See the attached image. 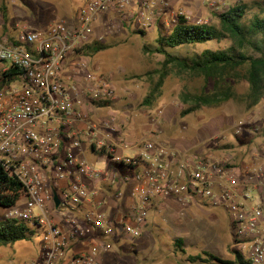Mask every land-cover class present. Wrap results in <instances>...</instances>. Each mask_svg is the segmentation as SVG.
Masks as SVG:
<instances>
[{
  "label": "built area",
  "instance_id": "2783aa9c",
  "mask_svg": "<svg viewBox=\"0 0 264 264\" xmlns=\"http://www.w3.org/2000/svg\"><path fill=\"white\" fill-rule=\"evenodd\" d=\"M203 1L216 8L222 0ZM179 16L191 25L205 23L176 11L169 0H87L73 23L58 20L44 29L16 23L13 35L0 33V62L18 72L0 89V167L21 183L25 198L5 208L4 218L40 234L39 253L26 264H104L120 238L141 236L149 211L164 200L183 210L202 202L224 210L238 252L246 251L251 264H264V201H256L264 195V162L235 166L231 153L222 161L207 151L184 152L153 134L128 143L113 119L92 120L76 107L78 97L86 107L117 99L111 80L90 71L76 49L102 43L124 27L171 29ZM4 24L0 4V29ZM261 106L264 113V96ZM248 125L251 117L238 120L233 135ZM250 133L261 132L254 126ZM84 148L107 157L123 182H131L125 212L109 215L110 200L95 201L97 184L114 185L116 176L81 157ZM254 149L264 160V140ZM120 195L117 190L111 200Z\"/></svg>",
  "mask_w": 264,
  "mask_h": 264
},
{
  "label": "rangeland",
  "instance_id": "374dc122",
  "mask_svg": "<svg viewBox=\"0 0 264 264\" xmlns=\"http://www.w3.org/2000/svg\"><path fill=\"white\" fill-rule=\"evenodd\" d=\"M169 1L176 11L191 18H201L206 26H218L216 13H221L226 7L246 4L250 8L247 12L250 16L258 11L256 4L263 0H222L216 8H211L203 0ZM83 2L84 0H9V13L15 9L16 14L20 15L19 18H10V21L37 28L48 22L53 9H61L66 3L71 12L77 14ZM158 31L159 29H153L141 34L134 28L124 27L102 42L106 46L104 50L93 56L76 54L88 61L90 71L103 74L116 88L117 99L114 102L102 107H98V104L89 105L87 108L91 111L99 110L103 118L113 119L128 143L153 134L156 135V140L171 144L173 141H168L169 139H202L208 142L210 148L213 147L210 141L217 137L218 142L234 143L236 148H240L238 153L241 154L243 146L248 143L246 136L250 135L252 127H258L260 134H264V120L256 115V112L264 115L261 106L264 93L257 102H254L255 96H249L245 78L247 65L225 72L224 85L228 86L231 94L227 100L201 106L181 115L182 111L193 107L192 96L213 91V81L172 63L162 68L166 72L162 85L153 97H148L158 80L157 71H162L160 68L164 59L160 54L147 51L154 47ZM165 31L169 32L170 29L166 28ZM230 45L231 41L222 39L169 48L168 52L181 58L192 57L207 49H224ZM5 66L9 64L0 62V70ZM247 117H251L252 126H245L239 136L233 135L235 123ZM81 157L97 169L113 172L116 176L114 186L121 194L116 199L119 212H125L123 206L129 199L132 184L123 182L121 169L105 156L87 153ZM24 200L22 197L18 203H23ZM159 209L160 211H156ZM4 214L5 209L0 207V219L4 218ZM234 238L231 222L224 210L212 208L204 202L189 204L183 210L173 201L164 200L157 203L156 209L149 211L141 236L136 239L120 238L104 256L103 262L204 264L199 261L189 262L188 257L201 255L204 251L222 259L228 258L227 255L235 256L238 246ZM178 239L182 241L181 248L184 252L175 248L174 242ZM39 242L40 234L34 231L29 240L0 246V264H26L38 255ZM240 254L246 256V251Z\"/></svg>",
  "mask_w": 264,
  "mask_h": 264
},
{
  "label": "trees",
  "instance_id": "16d2710c",
  "mask_svg": "<svg viewBox=\"0 0 264 264\" xmlns=\"http://www.w3.org/2000/svg\"><path fill=\"white\" fill-rule=\"evenodd\" d=\"M257 5V12L247 15L249 6L236 4L228 6L221 13H216L218 26L191 25L183 16H179L177 23L166 32L159 29L155 38V45L147 49L149 53L160 54L164 57L161 68L169 64H176L180 68L201 74L206 80L213 81V91L209 94L192 96L193 107L182 111L185 115L201 106H210L227 100L231 94L228 86L224 85V75L228 70L247 65L245 78L248 82L249 96H255L254 102L264 93V0ZM1 9L5 12L3 3ZM5 17V13H4ZM145 34V31L136 30ZM228 39L231 45L224 49L204 50L192 57H178L168 52L169 48L183 45H194L206 41H220ZM106 46L102 43L91 42L75 50L77 55L93 56ZM158 80L148 97H153L162 85L166 72L157 71ZM18 75L17 69L9 67L0 73V89L12 82ZM102 107V105H98ZM93 148V147H92ZM102 154V152H99ZM21 183L10 177L0 167V207L8 208L16 204L22 193ZM34 230L21 221L0 219V246L12 245L18 241L29 240ZM180 239L174 242L175 248L184 252ZM189 262L199 261L204 264H251L249 260L235 252L234 260L217 257L208 252L188 257Z\"/></svg>",
  "mask_w": 264,
  "mask_h": 264
},
{
  "label": "crops",
  "instance_id": "0c3cea01",
  "mask_svg": "<svg viewBox=\"0 0 264 264\" xmlns=\"http://www.w3.org/2000/svg\"><path fill=\"white\" fill-rule=\"evenodd\" d=\"M12 1V0H10ZM87 0H84L83 4L86 2ZM4 5L5 7V24L4 26L0 29V33H7L9 35H13V29L12 26L14 24H16L17 22L14 21H10V18H19L20 15L16 14V10L13 9V11L11 13H9L8 10V3L9 0H0V4ZM59 10V11H58ZM75 14L74 12H71V10L68 8V4L64 3V5H62V8L60 9H53L52 10V16L50 17V19L48 20V22L44 25H39L37 26V28H35L34 26H28L30 29H44L49 23L54 22V21H58V20H64L67 23H73L75 21ZM10 15V16H9ZM27 26V25H26ZM71 62V59H70ZM9 66H5L0 70V73L7 70ZM71 69V64L68 65V67L66 68V73L67 74L69 72V70ZM80 100V105H77V108H80V110L86 111L89 115V118L92 120H97V119H101L103 118L102 116H100V112L99 110H93L91 111L90 108H87L84 103H83V98L78 97ZM246 138H248V143L243 146V152L241 151V154L238 153V150L240 148H236V145L234 143H222L221 141H219L216 145H213V147L208 146V142L207 141H203L202 139H193V140H187V139H182V140H178V139H169L168 141H173L174 146H176L177 148H179L180 150L184 151V152H193V151H207L210 152L215 158L224 161L226 156L228 155V153H231L233 155V159L231 161V163L235 166H241L243 164H247V165H258V164H263L264 160L258 158L255 154H254V148L256 146H259L261 144V142L264 140V134L260 136H255L252 133H250V135H247ZM235 139V138H234ZM171 144V143H170ZM196 148V150H194ZM83 150V147H82ZM210 150V151H209ZM83 153L87 154L88 151L86 150V148H84ZM91 154V152H89ZM239 154V155H238ZM97 188L98 190H100L98 192L97 197L95 198V201L99 200L100 198H107L110 200V203L106 206L105 210L108 211L109 215L112 216H116L118 214H120V210L118 208V203L117 201H112L111 198L113 196V194H115V192L117 191V189L115 188L114 185H108L107 182H100L97 184ZM103 190V191H102ZM263 199L264 201V195L260 194V199H256V201H261ZM93 204V203H92ZM125 206H123L124 208ZM125 209V208H124ZM154 210V209H151ZM145 228V227H144ZM245 258L244 255H242ZM228 258H226L227 260H234V256H226ZM224 259V258H223ZM247 260V259H246Z\"/></svg>",
  "mask_w": 264,
  "mask_h": 264
},
{
  "label": "water",
  "instance_id": "95a60500",
  "mask_svg": "<svg viewBox=\"0 0 264 264\" xmlns=\"http://www.w3.org/2000/svg\"><path fill=\"white\" fill-rule=\"evenodd\" d=\"M54 202H55V205H57L58 201H57L56 196H54Z\"/></svg>",
  "mask_w": 264,
  "mask_h": 264
}]
</instances>
